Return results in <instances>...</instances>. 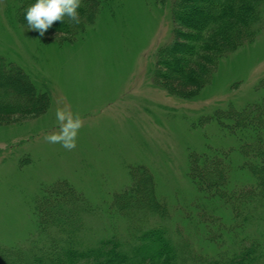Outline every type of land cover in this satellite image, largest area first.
I'll return each instance as SVG.
<instances>
[{"label":"rangeland","instance_id":"1","mask_svg":"<svg viewBox=\"0 0 264 264\" xmlns=\"http://www.w3.org/2000/svg\"><path fill=\"white\" fill-rule=\"evenodd\" d=\"M174 1L101 0L95 21L75 41L46 43L18 22L9 0H0V57L19 66L52 101L37 118L0 126V245L27 244L37 231V198L64 181L97 208L89 223L98 239L126 235L105 214L114 195L131 188V170L142 167L170 209L165 223L171 233L214 253L199 225L205 209L197 206L201 194L189 174L191 156L226 159L234 188L255 184L242 166L251 133L246 137L248 130H232L216 116L264 101V21L253 43L221 61L210 84L182 98L153 78L156 56L173 38ZM57 109L82 119L72 150L45 139L59 131ZM212 202L205 203L228 227L231 211ZM260 216L238 238L221 235L227 249L243 237L261 240L264 210Z\"/></svg>","mask_w":264,"mask_h":264},{"label":"trees","instance_id":"2","mask_svg":"<svg viewBox=\"0 0 264 264\" xmlns=\"http://www.w3.org/2000/svg\"><path fill=\"white\" fill-rule=\"evenodd\" d=\"M9 1L18 22L28 29L24 13L35 0ZM100 1L82 0L79 24L65 17L54 22L43 37L31 31L46 43H71L93 24ZM172 20L173 38L159 50L153 78L171 95L188 98L211 83L224 58L256 40L264 21V0H175ZM51 102L49 93L39 92L19 66L0 57V126L37 118ZM223 117L216 119L232 130H248L246 137L251 133L250 142L244 139L242 166L256 181L234 188L226 159L191 156L189 174L201 194L197 206L205 209L199 225L205 227L213 254L200 252L191 241L171 233L165 223L170 220V209L155 193L149 170L139 167L131 170V188L115 194L105 214L115 220L116 228L124 226L126 235L114 232L98 239L99 230L89 221L97 216V208L64 181L37 198L36 235L25 245H0V264H264L263 229L261 240L243 237L234 250L227 249L222 238L228 233L238 238L263 219L264 101L241 111L231 109ZM214 200L231 211L233 222L228 227L211 213L214 207L205 203Z\"/></svg>","mask_w":264,"mask_h":264},{"label":"clouds","instance_id":"3","mask_svg":"<svg viewBox=\"0 0 264 264\" xmlns=\"http://www.w3.org/2000/svg\"><path fill=\"white\" fill-rule=\"evenodd\" d=\"M81 3L82 0H35V3L25 10L24 19L29 30H35L43 37L54 22L64 21L65 17L74 24H79L78 9ZM55 117L59 131L46 135V141L51 144H60L67 150L74 149L79 130L83 126L82 119L66 109H57Z\"/></svg>","mask_w":264,"mask_h":264}]
</instances>
